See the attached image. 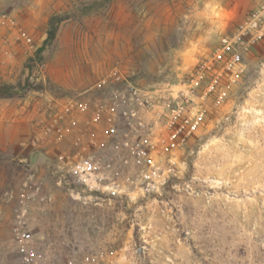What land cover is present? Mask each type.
<instances>
[{"label":"rangeland","instance_id":"obj_1","mask_svg":"<svg viewBox=\"0 0 264 264\" xmlns=\"http://www.w3.org/2000/svg\"><path fill=\"white\" fill-rule=\"evenodd\" d=\"M253 13L259 31L245 40L237 84L202 98L205 83L188 87L197 61ZM52 19L55 38L36 55ZM113 68L205 110L177 163L160 148L156 192L132 193L135 167L113 159L103 134L92 132L83 157L105 190L85 187L76 163L57 167L85 131L81 116L66 117L63 144L34 126L52 100L92 102ZM2 83L14 89L0 99V264H264V0H0ZM139 115L133 136L145 144L158 127L152 112Z\"/></svg>","mask_w":264,"mask_h":264},{"label":"built area","instance_id":"obj_2","mask_svg":"<svg viewBox=\"0 0 264 264\" xmlns=\"http://www.w3.org/2000/svg\"><path fill=\"white\" fill-rule=\"evenodd\" d=\"M259 16L253 13L247 20L236 24L231 34L222 37L219 46L207 58L197 61L188 84L191 90L205 83L202 98L215 92L221 99L237 84L241 51L245 48V40L258 33ZM89 90L97 94L92 102H86L84 98H67L61 105L55 99L52 100L53 106L49 104L37 111L33 123L40 130V136H52L59 144H63L68 134V128L63 125L66 117L75 114L83 118L81 124L85 131H78L70 147L58 154L57 167L69 171L76 163L73 173L85 187L93 191L105 190L100 185L103 177L96 174L83 157V152L90 146H97L92 132L103 134V142H109L115 149L113 159L130 162L135 167L132 177H126L132 193L145 195L158 191L167 174L159 164L160 148L168 150L170 160L177 163L179 147L205 126V110L194 106L188 94L177 91L164 98L149 88L136 86L117 68L111 69ZM139 111L152 112L158 127V134L145 144L133 136L138 132L136 125H141ZM88 131L91 134L87 136Z\"/></svg>","mask_w":264,"mask_h":264},{"label":"trees","instance_id":"obj_3","mask_svg":"<svg viewBox=\"0 0 264 264\" xmlns=\"http://www.w3.org/2000/svg\"><path fill=\"white\" fill-rule=\"evenodd\" d=\"M55 38V26L53 25V19L50 21V26H49V30L47 32V37L46 39L43 41V45L41 48L38 49V51L36 52V55H39L42 50L43 47L48 44L49 42H51L53 39ZM14 88L6 85V84H0V99H4V98H8L11 96V91Z\"/></svg>","mask_w":264,"mask_h":264}]
</instances>
